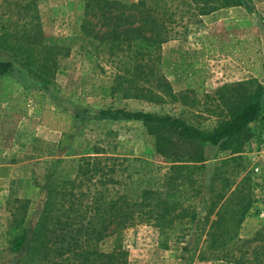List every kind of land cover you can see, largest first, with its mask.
<instances>
[{"label":"trees","instance_id":"1","mask_svg":"<svg viewBox=\"0 0 264 264\" xmlns=\"http://www.w3.org/2000/svg\"><path fill=\"white\" fill-rule=\"evenodd\" d=\"M35 1H0V78L17 70L25 86L33 80L45 93L58 87L54 81L58 57L66 51L44 44L39 16L31 12ZM244 1L251 2L84 0L80 31L83 37L103 45L117 67L113 80L99 81L89 90L103 101L119 92L122 98L151 103L170 97L171 85L161 71L162 46L187 35L203 17L241 7ZM260 19L264 26V16ZM210 39L213 45L218 37ZM218 44L219 54L231 55L236 46H245L248 57L261 54L258 38L250 43L246 37H232ZM178 69L185 79L196 77L199 83L209 75L192 65H179ZM247 88L239 84L220 90L219 94L229 92V97L239 102L233 104L227 118L208 126H195L177 116L101 110L100 120L142 123L151 138L153 155L164 165L100 151L43 161L45 173L38 186L46 190V199L39 220L29 235V202L20 201L10 214L9 227L0 235V248L20 255L19 264H128L124 232L150 226L158 231L163 246L171 241L183 243L192 231L200 261L264 264V224L250 239L238 236L245 215L258 202L250 179L243 178L232 190L230 180L215 173L206 197L202 195L207 148L215 149L216 160L227 159L251 138L250 125L264 120V87ZM236 91L243 93L242 97L237 98ZM40 96L44 98L42 93ZM11 104L20 105L15 110L19 117L27 115L25 97L9 100L7 106ZM216 182L222 183L219 192ZM201 196L198 207L195 201ZM110 237L111 247L103 251L101 244ZM194 249L183 247L190 254L189 261Z\"/></svg>","mask_w":264,"mask_h":264},{"label":"rangeland","instance_id":"2","mask_svg":"<svg viewBox=\"0 0 264 264\" xmlns=\"http://www.w3.org/2000/svg\"><path fill=\"white\" fill-rule=\"evenodd\" d=\"M17 1L26 4L31 0ZM262 1H244L241 7L223 10L199 25H192L184 37L164 44L161 71L175 98L170 95L159 103L125 99L121 92L104 101L93 94L89 89L99 81L113 80L117 67L103 45L83 37L80 31L84 0L35 1L31 12L39 16L44 44L66 52L58 57L54 77L56 89L51 87L43 93L33 80L32 83L26 81L25 86L23 76L17 70L0 79V235L9 227L10 214L15 213L20 201L29 202V235L34 229L46 199V190L38 186L45 173L42 164L45 160L79 158L100 151L107 156L164 165L162 159L153 155L151 138L142 123L100 120L101 110L124 109L177 116L195 126H208L227 118L233 104L239 102L230 98L229 92L219 94L220 90L236 88L239 84H246L247 88L250 82L253 84L246 90H254L256 85L264 87L261 54L256 58L248 57L245 46H236L231 55L217 52L220 48L218 42H228L232 37H246L250 43L258 38L261 49L264 26L260 17L264 16V8L257 6ZM213 35L218 39L210 45ZM179 65L182 68L192 65L204 69L209 75L204 83H199L196 77L185 79ZM12 95L20 96L9 98ZM242 95L236 91L237 98ZM23 97L26 98L27 115L19 117L15 110L20 105L7 106V103ZM250 129L251 138L243 143L239 153L227 159L216 160L215 149L206 150L201 179L204 197L215 173L223 180L229 179L232 190L243 178L250 179L258 202L247 212L239 228L238 236L243 240L250 239L264 224V174L251 170L253 164L248 155L253 143L264 132V120L252 123ZM62 134L65 136L59 147ZM231 158L234 162L229 161ZM221 184L216 182L217 192L223 189ZM202 197L195 201L198 207ZM122 237L129 253L128 264H227L215 259L200 261V254L194 249L192 231L183 243L171 241L166 246L161 243L158 231L150 226L129 229ZM112 240V237L106 239L100 248L108 251ZM183 247L195 250L191 252V261L188 260L190 254ZM200 247L201 243L198 249ZM0 250V264H19L20 255L12 254L6 248Z\"/></svg>","mask_w":264,"mask_h":264},{"label":"built area","instance_id":"3","mask_svg":"<svg viewBox=\"0 0 264 264\" xmlns=\"http://www.w3.org/2000/svg\"><path fill=\"white\" fill-rule=\"evenodd\" d=\"M248 155L253 164L251 170L264 174V132L261 134L260 141L253 143Z\"/></svg>","mask_w":264,"mask_h":264},{"label":"crops","instance_id":"4","mask_svg":"<svg viewBox=\"0 0 264 264\" xmlns=\"http://www.w3.org/2000/svg\"><path fill=\"white\" fill-rule=\"evenodd\" d=\"M257 8H264V0L262 1V3L261 4H259L258 6H257ZM232 9V8H231ZM223 11V10H222ZM221 11H218V12H215V13H213V14H211V15H209V16H206V17H203V19L202 20H206V19H209V18H211V17H213V16H215V15H217V14H219ZM264 32V31H263ZM264 43H262V41H261V57H262V59H263V62H264ZM6 76V75H5ZM4 77V76H3ZM3 77H1L0 79H2ZM20 95H12V96H9V98H11V97H19ZM8 98V99H9ZM7 99V100H8ZM6 100V101H7ZM207 149H214V148H207Z\"/></svg>","mask_w":264,"mask_h":264}]
</instances>
